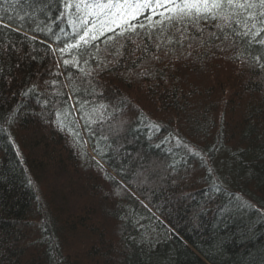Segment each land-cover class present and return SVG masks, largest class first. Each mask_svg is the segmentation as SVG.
<instances>
[{
    "label": "trees",
    "instance_id": "16d2710c",
    "mask_svg": "<svg viewBox=\"0 0 264 264\" xmlns=\"http://www.w3.org/2000/svg\"><path fill=\"white\" fill-rule=\"evenodd\" d=\"M182 2L0 0V264H264V45Z\"/></svg>",
    "mask_w": 264,
    "mask_h": 264
},
{
    "label": "snow or ice",
    "instance_id": "6c2138e0",
    "mask_svg": "<svg viewBox=\"0 0 264 264\" xmlns=\"http://www.w3.org/2000/svg\"><path fill=\"white\" fill-rule=\"evenodd\" d=\"M147 6L148 4L136 6L137 11L131 18L139 15V8ZM156 6L163 7L164 5L157 4ZM174 10L181 20L188 17L195 22L200 19L223 21V24H216L218 28L225 26L231 28L232 21H234L237 26L242 25L245 29L243 32H236V35H251L252 41L250 43L264 45V0H183L182 3L174 5ZM242 15L243 20L240 19ZM4 26L7 27L8 25ZM258 37L260 38L257 39ZM225 38L227 39V37ZM81 39L83 40L84 37Z\"/></svg>",
    "mask_w": 264,
    "mask_h": 264
},
{
    "label": "rangeland",
    "instance_id": "374dc122",
    "mask_svg": "<svg viewBox=\"0 0 264 264\" xmlns=\"http://www.w3.org/2000/svg\"><path fill=\"white\" fill-rule=\"evenodd\" d=\"M81 162V161H80ZM88 165H86V167H84V174H80V172L82 171V167L81 165L78 167L79 170L76 175H75V179L77 182V186L78 184H82L84 188H88V187H96V188H102L104 190H106V192L104 193L107 200H110L113 196H112V190L109 188V185L107 182L104 181V174L106 170L102 165L93 163L92 160H88L87 161ZM55 175L56 174H52L49 175L48 177H45L44 180L47 183V179L48 180H53L55 179ZM59 176L61 177V180H63L62 174H59ZM84 178V179H83ZM82 189L81 191H78L79 193L76 195L71 196V199L69 200L70 204L68 205L69 208L73 211V212H77L80 213L83 209H81V203H82V198H85V193L84 190ZM82 193L84 195H82ZM79 195H82L80 198H78ZM90 195H87L86 197H88ZM86 208V206H85Z\"/></svg>",
    "mask_w": 264,
    "mask_h": 264
}]
</instances>
